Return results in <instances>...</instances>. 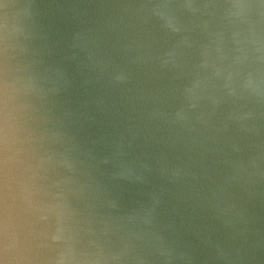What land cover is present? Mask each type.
<instances>
[{"label":"clouds","instance_id":"9594fccd","mask_svg":"<svg viewBox=\"0 0 264 264\" xmlns=\"http://www.w3.org/2000/svg\"><path fill=\"white\" fill-rule=\"evenodd\" d=\"M0 264H264V0H0Z\"/></svg>","mask_w":264,"mask_h":264}]
</instances>
